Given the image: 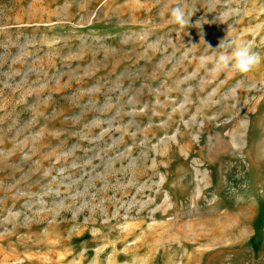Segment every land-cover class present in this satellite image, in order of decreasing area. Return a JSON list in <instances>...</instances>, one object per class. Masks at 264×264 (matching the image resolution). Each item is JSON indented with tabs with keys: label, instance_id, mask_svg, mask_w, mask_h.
Here are the masks:
<instances>
[{
	"label": "rangeland",
	"instance_id": "374dc122",
	"mask_svg": "<svg viewBox=\"0 0 264 264\" xmlns=\"http://www.w3.org/2000/svg\"><path fill=\"white\" fill-rule=\"evenodd\" d=\"M224 39L264 57V0H0V264H264V59Z\"/></svg>",
	"mask_w": 264,
	"mask_h": 264
},
{
	"label": "clouds",
	"instance_id": "9594fccd",
	"mask_svg": "<svg viewBox=\"0 0 264 264\" xmlns=\"http://www.w3.org/2000/svg\"><path fill=\"white\" fill-rule=\"evenodd\" d=\"M190 18L191 16L185 12V9L178 5L171 10L169 23L184 28L188 26ZM217 49L221 51L217 52L212 61V67L209 69L213 73L230 71L233 74L244 76L253 71L264 59L250 42L237 45L235 41L224 39ZM201 60L206 61V58L201 57Z\"/></svg>",
	"mask_w": 264,
	"mask_h": 264
}]
</instances>
